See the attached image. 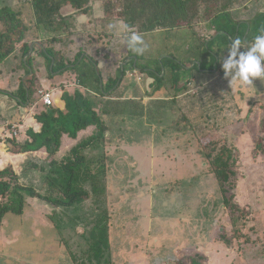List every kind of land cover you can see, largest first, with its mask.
<instances>
[{"label": "trees", "instance_id": "trees-1", "mask_svg": "<svg viewBox=\"0 0 264 264\" xmlns=\"http://www.w3.org/2000/svg\"><path fill=\"white\" fill-rule=\"evenodd\" d=\"M20 1L29 5L33 18L30 23L24 21L23 5L17 8L10 5L0 7V65L20 45L23 56L30 53L31 46L27 43V36L33 29H38L45 38L41 47H34L33 52L47 56V66L53 67L52 73L72 69L75 78L71 81L77 82L79 86L73 92L65 90L62 93L63 108L57 105L45 106L37 114L41 129L38 132L29 129L30 139L8 140L13 153L44 149L47 155L44 158L30 155L23 163L20 173L12 165L0 169V226L7 213L23 214L31 199L45 200L54 207L50 219L60 234L65 233L67 226H70V231H75L80 225L84 228L82 233L76 234H80L79 238L84 239L87 247L80 252L81 255L72 252L74 263L113 264L109 196L112 191L117 190L109 181V173L112 172L111 155L115 146L113 147L114 136L111 135L113 126L103 120L102 114L113 113V100L109 97V91L116 87L125 71L119 66L118 74L104 82L101 71L97 68L96 58L81 57L82 53L73 59L65 56L64 49L73 34L70 26L71 15L92 12L98 0ZM246 2L247 0H104L103 10L106 14L100 19L106 22L109 20L110 23L124 20L140 34L155 31L169 33L191 28L196 35V41L190 45L187 53L191 62L199 61L202 68H215L220 76L231 79V76L225 77L222 64L228 59L232 42L237 38L242 42L235 57L239 60V53L246 52L257 36L264 35V12L251 13ZM67 6L74 10L72 14L63 13ZM243 8L250 12L246 21H242L241 17ZM200 25L203 32L197 29ZM110 30L95 33L92 41L103 36L106 38L103 46L106 47L115 35ZM175 51L177 50L160 54L154 59L158 63L155 71L150 72L154 76L152 90L156 91L166 85L167 78L174 84L178 82V69L181 67ZM34 55H28L23 62L28 72L32 73L25 78L20 92L13 93L23 105L37 99L32 98L36 90L34 86L39 82L33 69ZM159 57H162L161 60ZM139 58L140 55H137L136 69L143 71L146 65L151 66L139 63ZM163 68L168 74L161 76ZM235 71L236 69L232 70L233 75ZM255 107L264 108V104L256 101L254 107H250L249 113ZM212 119L210 117L208 121L214 123ZM170 126L184 131L193 129V123L184 114ZM88 130V134L79 138L80 132L85 133ZM64 135L76 142L66 152L58 153ZM201 135L206 138V134ZM205 156L209 159L214 177L220 186L224 205L232 209V223L237 228L243 222L244 215L243 210L228 195V191L234 187L232 182L237 175L233 152L226 146L215 147ZM123 191L127 190L121 192ZM65 242L69 243L67 239ZM198 259V254L192 255L191 264H200Z\"/></svg>", "mask_w": 264, "mask_h": 264}, {"label": "rangeland", "instance_id": "rangeland-1", "mask_svg": "<svg viewBox=\"0 0 264 264\" xmlns=\"http://www.w3.org/2000/svg\"><path fill=\"white\" fill-rule=\"evenodd\" d=\"M3 2L16 8L23 5L22 17L25 22H31L33 17L27 3L20 1L16 5L15 0H0V4ZM108 21L106 24L110 23ZM32 31L35 36V29ZM142 35L148 48L140 55L139 63L150 65L160 54L174 50L177 55L188 52L187 42L196 41L191 28ZM261 63L264 66V61ZM217 79L224 82L222 77ZM74 88L73 84L70 91ZM232 90L234 95L226 96V105L212 119L217 125L208 121L210 117L201 116L200 110L188 112L194 131H189L190 141H186V145L188 150L200 152L199 162L196 154L184 158L183 166L174 168V172H180L171 173L176 178L156 172L152 177L145 176L147 183L154 181L155 187L149 184V188L141 189V184L136 182L130 186L120 185L127 191H110L113 264H191L195 254L199 255L200 264H264V108L255 107L249 113L256 101L264 104V77L252 78L250 85L232 87ZM160 112L163 115L160 125L173 119L169 111L161 108ZM122 129H127L123 139L140 141L150 135L145 116L135 115L125 123H115L112 132L115 134ZM89 132H82L81 137ZM158 132L153 138L157 145L164 138ZM201 134H206V138ZM65 136L67 144L62 142V150L71 146V138ZM188 142L194 143V147ZM144 144L143 141L141 145ZM225 146L233 152L237 171L232 182L234 187L228 195L244 215L237 228L232 223V209L224 205L220 186L205 156L215 147ZM34 153L33 157H45L47 152L43 149ZM26 157H20V161L13 158L15 163H9L20 173ZM109 181L114 186L113 172L109 173ZM53 208L45 200L34 198L23 214H6L0 226V264H76L72 252L81 255L87 247L84 239L79 238L80 234H76L82 233L84 228L80 225L70 231L67 226L65 233L60 234L50 219ZM143 220L147 221L146 225ZM64 237L69 243L66 244Z\"/></svg>", "mask_w": 264, "mask_h": 264}, {"label": "crops", "instance_id": "crops-1", "mask_svg": "<svg viewBox=\"0 0 264 264\" xmlns=\"http://www.w3.org/2000/svg\"><path fill=\"white\" fill-rule=\"evenodd\" d=\"M19 2V0H15L13 3L17 5ZM246 4L250 6L251 13L257 11L264 12V0H247ZM3 5H5V2L0 4V7ZM73 11L74 10L70 6L63 9L64 14H72ZM249 13V11L243 8L241 12L242 21L248 19ZM105 14L103 2L96 1L92 12L71 15L70 26L73 34L68 40V46L64 49V52H67L65 56L72 59L76 58L78 54L84 53L83 57L85 58L86 56L96 58L98 61L97 68L100 69L104 82H106L109 77H115L119 72V66H122L125 75H122V79L118 81L116 87L109 91L111 92V96L109 97L113 100V104H111L113 113L102 114V118L107 124H112L113 126V124L120 123V121L123 123L127 122L128 118L132 120L135 115L145 116L148 125H150V135H148L145 140L142 139L137 141V139L122 138L124 134H127V129L119 130L115 133L117 134L116 136H114V132H111V135L114 136L113 147L115 146L114 152L111 155L113 165L112 172L115 176V183H113L114 186L112 187L122 191L124 188L122 189L120 185L126 183L125 186H130L136 182L141 184V189L149 188V184H153L155 187L154 181L147 183L148 181H146L145 178H148L149 175L152 177L155 172L157 175L169 176L170 179L176 178L171 173L174 172V168L177 169L183 166L185 161L184 158L196 154L198 157L197 161L199 162V157H201L200 152L194 149L188 150L186 145V141H190L189 131H194V127L193 129L184 131L172 128L170 126L171 123L182 114L186 115V117L191 120L188 112L190 113L196 110H200L199 114L201 116L206 115L214 119L218 112L222 111L223 107L226 105V102H224L226 101V96L228 95L231 97L234 95V92L230 85V79L224 78L223 83L218 81L217 78L222 76L218 75L217 70L215 68H202L200 62L196 60L191 62V58H189L187 54L189 51L181 55L176 54L179 58L178 60L180 62H178L181 67L178 69L180 78L176 84L172 83L169 78H167L165 81L166 85L156 91L152 90L151 83L154 82V76H151L150 72L155 71L158 62H153L151 66L146 65L143 71L138 69L139 73L142 75L140 81L135 77H129L126 75V72L136 68L137 55L127 49L126 45L122 42V37L117 35L115 30L112 31L115 35L111 37V41L106 47L103 46L106 39L103 36L95 40L96 42L92 41V38L96 36L95 33L103 32V30H107L108 32L111 31L108 27L110 23L106 24V21L100 19L101 17H105ZM201 25L197 27L198 31ZM35 31L37 36L34 37L32 34L33 31L27 36V43L31 46L30 53L23 56L22 45H20L18 50L0 65V128L7 121L12 124L15 123L20 125L19 139L21 141L30 139L28 134L29 129H34L37 132L41 129V123L38 122L36 116L40 111L45 109V106H43L42 103L35 105V102L38 100L36 94L38 88L60 87V91L55 95L54 105L63 108L64 102L62 93L65 90L70 91V87L73 86V84L75 88L79 86L77 82L71 81V79L75 78L72 69L52 73L53 67L51 66L48 68L46 56L40 52H33L34 47H41L42 40L45 38L40 30L35 29ZM78 33L80 36H78ZM187 44L188 46L186 49H189L192 42H187ZM32 53L35 54L33 69L36 71L39 79V82L34 86L36 90L33 92L32 98L36 99L37 97V99L30 104L28 102L26 105H23L14 94L20 92L22 84H25V78L32 73L31 71L28 72V69L23 65L25 58ZM161 58L162 57H159L158 59L161 60ZM133 59H135V62L132 63ZM84 62L88 61L84 60ZM195 66L197 68H195ZM165 74L167 75L168 71L163 68L161 76ZM70 76L72 77L69 80L68 78H70ZM66 83H70L71 85L68 86ZM222 84H224V87ZM83 90L85 89L83 88ZM108 98L106 97V99ZM161 108L172 113L173 119L169 123H162L160 125L159 123L163 120L162 112H160ZM155 111L156 113H154ZM112 118H114L115 121H113ZM216 123L217 122L214 121L213 125ZM132 126L133 125H131L130 128ZM157 131L164 136L161 140V143L165 141L164 145L161 143L157 145V142L155 143L153 141ZM82 132L79 133V138H81ZM63 141L64 143L67 141L65 135L62 138V142ZM143 141L145 144L141 145ZM69 142L72 146L76 140L71 139ZM188 145L194 147L195 144L188 142ZM61 148L58 153H64L69 149L62 150ZM34 152L36 151L16 154L9 149V151L5 153H0V169L11 165L9 163L10 161L15 163L12 160L13 158L20 161V157L25 158V156H27V159L30 155L33 156L32 154H35ZM41 158H44V156ZM179 172L180 171L176 170L174 173ZM137 176H139V178H136ZM135 194H137V192L134 193V195ZM148 199L151 201L152 196L148 197ZM143 222L145 225L147 224V221L143 220Z\"/></svg>", "mask_w": 264, "mask_h": 264}, {"label": "clouds", "instance_id": "clouds-1", "mask_svg": "<svg viewBox=\"0 0 264 264\" xmlns=\"http://www.w3.org/2000/svg\"><path fill=\"white\" fill-rule=\"evenodd\" d=\"M109 29L122 37V42L127 49L136 55H143L148 45L145 43L143 35L138 33L134 27L124 20H117L108 25ZM242 42L235 39L229 49V56L222 64L225 77L231 76L230 85L232 87H243L252 83V78L264 77V35L257 36L246 52L239 53V60L235 57L241 48ZM236 69L235 74L232 70Z\"/></svg>", "mask_w": 264, "mask_h": 264}, {"label": "built area", "instance_id": "built-area-1", "mask_svg": "<svg viewBox=\"0 0 264 264\" xmlns=\"http://www.w3.org/2000/svg\"><path fill=\"white\" fill-rule=\"evenodd\" d=\"M126 75L129 77H135L138 81L142 79V75L139 73V70L134 68L130 69L126 72ZM60 91V87H40L37 90L38 100L35 102V105L38 103H42L43 106H51L54 105L55 95ZM20 134V125L12 124L9 121L5 122V124L0 128V153H5L9 151L8 140L11 138H19Z\"/></svg>", "mask_w": 264, "mask_h": 264}]
</instances>
